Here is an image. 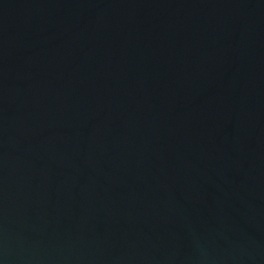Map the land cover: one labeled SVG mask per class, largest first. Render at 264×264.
Listing matches in <instances>:
<instances>
[{
    "label": "water",
    "instance_id": "obj_1",
    "mask_svg": "<svg viewBox=\"0 0 264 264\" xmlns=\"http://www.w3.org/2000/svg\"><path fill=\"white\" fill-rule=\"evenodd\" d=\"M0 264H264V0H0Z\"/></svg>",
    "mask_w": 264,
    "mask_h": 264
}]
</instances>
